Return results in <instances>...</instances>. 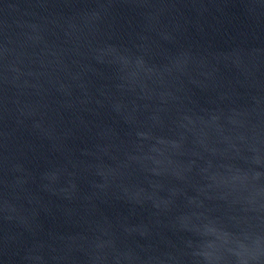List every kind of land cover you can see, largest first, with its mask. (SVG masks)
Masks as SVG:
<instances>
[{"label": "water", "instance_id": "1", "mask_svg": "<svg viewBox=\"0 0 264 264\" xmlns=\"http://www.w3.org/2000/svg\"><path fill=\"white\" fill-rule=\"evenodd\" d=\"M0 264H264V0H0Z\"/></svg>", "mask_w": 264, "mask_h": 264}]
</instances>
